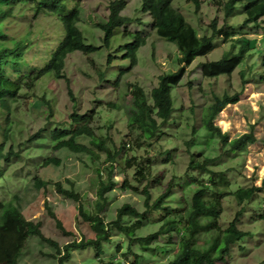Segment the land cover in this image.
<instances>
[{
    "label": "rangeland",
    "instance_id": "374dc122",
    "mask_svg": "<svg viewBox=\"0 0 264 264\" xmlns=\"http://www.w3.org/2000/svg\"><path fill=\"white\" fill-rule=\"evenodd\" d=\"M111 1L80 0V27L86 41L97 45L98 50L88 56L80 51L69 54L63 77H43L33 90L24 91L15 103V113L11 116L12 143L18 155L12 156L8 162L0 161V198L9 200L17 193L15 202L20 204L23 213L29 219H41L44 233L56 239L60 246L82 236L93 237L94 233L78 218V202L58 193L52 182L60 181L65 188L72 185L76 192L84 195L85 208H90L95 199L99 175L103 180L106 179L109 163L92 162L86 154L73 153L66 148L52 151L47 132L41 133L37 141L27 142L28 137L39 129L53 128L55 122H68L69 113L73 109L80 113L92 109L90 125L96 134L115 149L121 139L130 140L127 112L134 86L142 87L148 94L158 84L160 74L175 71L180 66L175 44L153 31L148 23L149 14L140 10L141 0H125V8L121 13L134 20L115 30L110 48L101 46L102 33L94 23L108 15ZM201 1L198 10L194 3L187 0L172 1V5L184 14L199 36L211 34L209 24L217 19L218 27L232 25L238 28L234 37L244 36L255 38L258 43L261 41L264 36V16L258 24L245 25V16L240 10L233 16L225 17L223 0L221 5L217 0ZM137 18L144 21L143 25L135 22ZM25 22L27 24L29 20L26 19ZM56 24L59 23L54 17L41 16L44 36H54L55 30L60 29ZM135 31L142 32L145 44L138 49L136 63L131 64L128 58L123 57L126 51L124 43L129 39L126 33ZM213 43L214 49L210 53L196 57L190 65L185 66L181 82L173 88V120L161 126L162 134H158L153 141L143 142L142 148H137L135 155L143 161L146 160L144 156L151 157L153 175L160 179L157 189H154V197L173 183V187H170L172 193L190 204L196 185L185 176V170L192 152L218 157L213 169L226 172L231 191L251 185L260 187L247 203H238L233 194L223 199V212L217 223L225 228L237 217L238 227L251 234L232 244L229 254L216 264H264V49L260 51L261 54L258 50L247 59L243 82L239 68L230 75L212 78L202 74L203 62L219 59L231 45V41H225L219 36ZM262 47L264 48V43ZM109 54L112 55L110 60ZM100 72L105 73L106 80H100ZM116 77L118 81L113 83ZM234 93L239 94V100L227 104L215 117L214 123L228 134L229 140L252 129L256 141L232 152L228 150V140L222 143L217 134L207 132L202 122L216 97ZM111 101L118 108L111 106ZM167 150L170 151L168 157ZM132 153L125 150L117 158L113 178L118 183L108 194L111 202L106 211L107 221L115 218L116 209L125 202L133 203L141 210L144 208L143 199L138 193L120 187L124 179L139 189L145 184L135 182V167H127L125 164L126 157H130ZM52 154L60 158V164L41 166L43 159ZM104 157L102 154L101 159ZM35 174L40 179L51 182L46 189L34 187ZM46 203L71 234L64 235L55 226ZM172 219V216L166 217L155 212L148 215V219L142 222L134 235V239L154 235L146 249L139 243H133L129 249V237L113 230L111 240L102 242L99 257L93 246L72 249L70 259L64 261V264H167L179 250L177 230L170 233L166 230ZM133 221V217L123 218V222L127 224ZM51 253H55L52 246L43 242L39 236L31 235L19 255L18 264H58L57 258L51 256Z\"/></svg>",
    "mask_w": 264,
    "mask_h": 264
},
{
    "label": "trees",
    "instance_id": "16d2710c",
    "mask_svg": "<svg viewBox=\"0 0 264 264\" xmlns=\"http://www.w3.org/2000/svg\"><path fill=\"white\" fill-rule=\"evenodd\" d=\"M172 1L141 0L140 10L149 14L148 23L153 31L161 38L175 44L179 52L180 66L175 71L160 74L158 84L148 94L142 87L134 86L127 112L130 140L121 139L118 147L111 148L90 125L93 117L92 109L84 113L73 109L69 113L68 122H55L56 125L51 129H39L27 140V142L37 141L41 133L47 132L52 151L66 148L73 153L86 154L92 162L109 163L106 179L103 180L99 175L95 199L90 204V208H85L84 195L76 192L72 185L65 188L60 181L52 182L58 193L78 202V218L88 225L94 236L90 238L82 236L78 240L73 239L60 246L56 239L44 233V223L41 219H29L23 213L20 204L15 202L18 194L14 193L9 200L0 198V264H18L19 255L31 235L39 236L43 242L55 249V253L50 255L57 258L58 264H64V261L70 259L72 249H84L89 246L95 248L96 256L99 257L102 253V242L111 240L113 230L129 237V249L133 243H139L143 249H146L150 238L154 235L139 236L135 239L134 235L142 222L148 219V215L154 212L166 217L172 216L173 219L166 226V230L169 233L177 230L179 235V250L167 264H216L218 260L229 254L232 244L251 234L238 227L237 217L225 228L217 223L223 212V199L227 195L233 194L238 203L242 204L249 202L260 190V187L251 185L231 191L226 172L213 169L218 157L204 156L200 152L191 153L185 176L190 182L195 183L196 188L191 195L190 204H186L172 193L170 187H173V183L154 197L153 192L157 189L160 179L153 175L151 157L144 156L146 160L143 161L141 157L135 155L137 148H142L143 142L150 143L158 134H162L161 126L173 118L175 109L172 99L173 88L181 82L185 66L190 65L196 57L206 56L214 49L213 41L216 37L231 41V45L219 59L203 62L202 74L209 78L230 75L239 68L242 80L245 82L243 78L247 59L258 50L260 52L264 49L262 47L264 36L259 43L255 38L234 37L238 28L232 25L218 27L217 19H213L209 24L211 34L199 36L184 14L172 5ZM187 1L194 3L196 10L202 2ZM217 2L221 5V0ZM125 4V0H112L108 15L94 23L102 33L101 46L110 48L115 30L134 20L121 13ZM223 8L225 17L233 16L240 10L245 16L243 21L245 25L258 24L264 16V0H223ZM41 16L54 17L58 21L59 24L56 25L60 26V29L55 30L54 36H44ZM26 19L29 20L27 24H25ZM81 21L80 0H0V161L8 162L12 156L18 155L12 143L11 116L15 113V103L24 91L33 90L43 77H63L69 54L80 51L88 56L98 50L97 45L86 41L80 27ZM135 22L140 25L144 23L141 18H137ZM126 34L129 39L124 43L126 51L123 57L128 58L131 64H135L138 49L145 44V36L141 31ZM111 57L112 55L109 54L108 60ZM262 61L264 63V58ZM99 78L105 79V73L100 72ZM117 81L118 77L113 83ZM238 100V93L216 97L204 114L202 122L209 134H217L222 143L228 140V150L232 152L256 141L252 129L229 140L228 134L214 123L215 117L227 104ZM109 104L118 108V105L112 101ZM125 150L133 152L125 160L127 167H135L133 180L145 184L139 189L124 179L120 187L138 193L143 199L144 208L141 210L133 203L125 202L116 209L115 218L107 221L106 211L111 202L108 194L117 187L118 183L113 178L115 164L118 156L125 153ZM169 152L166 151L167 157ZM102 154L105 155L103 159H101ZM49 164L59 165L60 158L53 154L48 155L41 162V166ZM97 173H100L99 169ZM50 183L40 179L37 174L33 178L36 189H46ZM45 205L55 226L62 234H71L47 203ZM124 217H133L134 221L130 224L124 223Z\"/></svg>",
    "mask_w": 264,
    "mask_h": 264
}]
</instances>
